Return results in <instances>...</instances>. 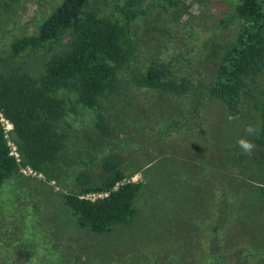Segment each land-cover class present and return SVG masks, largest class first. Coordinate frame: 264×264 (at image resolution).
Segmentation results:
<instances>
[{
	"label": "rangeland",
	"instance_id": "rangeland-1",
	"mask_svg": "<svg viewBox=\"0 0 264 264\" xmlns=\"http://www.w3.org/2000/svg\"><path fill=\"white\" fill-rule=\"evenodd\" d=\"M63 1L0 0V78L26 74L38 79L47 62L67 49L64 34L26 57L11 50L14 41L36 35ZM239 2L90 0L88 12L125 27L129 62L95 108L83 105L73 86L54 92L64 106L57 126L63 148L47 166L54 178L28 167L2 187L0 264H247V250L256 253L248 264H264V65L246 80V93L234 112L211 102L205 108L195 101L198 95L161 96L134 81L151 64L166 62L178 74L193 73L198 89L209 84L224 46L239 31ZM211 112L218 130L215 140L210 138L215 145L207 146L199 140V128ZM7 121L13 151V125ZM248 125L257 128L256 135L245 132ZM241 138L256 145L251 156L241 152ZM111 155L123 159L127 182L142 183L134 203L137 214L128 225L96 233L78 225L62 195L78 193L76 177L82 173L92 183L104 179L103 160ZM229 181L247 189L242 215L251 230L244 234L231 222L215 236L214 226L225 217L209 210V199L222 197Z\"/></svg>",
	"mask_w": 264,
	"mask_h": 264
},
{
	"label": "trees",
	"instance_id": "trees-1",
	"mask_svg": "<svg viewBox=\"0 0 264 264\" xmlns=\"http://www.w3.org/2000/svg\"><path fill=\"white\" fill-rule=\"evenodd\" d=\"M89 3L90 0H64L41 24L36 35L12 43L13 55L26 57L64 34H68L69 40L67 49L47 62L44 73L38 79H31L26 74L0 78V113L13 125L19 154V159L12 155L0 117V193L6 182L19 176L23 168L29 167L53 180L47 166L56 161L63 148V136L57 126L64 115L63 102L54 92L73 86L80 102L95 108L106 92L114 87L118 71L129 62L125 27L88 12ZM235 15L241 22L235 41L224 46L213 80L203 84L202 89L196 87L193 73L179 75L175 67L166 62L153 63L146 72L137 73L134 76L136 85L165 97L189 99L198 95L195 101L205 108L208 107L206 103L211 102L229 112L236 111L246 93V80L264 65V0H240ZM210 47L215 48L213 44ZM213 112L199 128L202 133L199 140L207 141V146L210 143L214 146L216 142L210 141V138L215 140L218 130V124L212 120ZM261 119L264 132V98ZM156 160L158 158L147 166ZM123 162L118 155L105 158L102 165L104 179L92 183L82 173L76 177L78 193L62 195L81 228L106 233L115 225H128L135 219L137 211L134 203L142 183L127 182ZM230 170L236 172L237 168ZM237 183L229 181L223 186L222 197L212 195L209 199V210L217 209L225 217L223 222L214 226L215 236L231 222L233 228H240L244 234L247 233L245 229L251 230L242 215L241 198H244L247 189ZM261 190L264 194V187ZM90 194L102 197L95 200L86 198ZM210 220L213 222L214 219ZM262 228L264 234V225ZM243 242L239 245L242 246ZM212 243L218 247L216 240ZM243 253L247 264L254 256L256 258V253L252 254L249 250Z\"/></svg>",
	"mask_w": 264,
	"mask_h": 264
},
{
	"label": "clouds",
	"instance_id": "clouds-1",
	"mask_svg": "<svg viewBox=\"0 0 264 264\" xmlns=\"http://www.w3.org/2000/svg\"><path fill=\"white\" fill-rule=\"evenodd\" d=\"M245 132L248 135H256L258 130L255 126L248 125L245 128ZM237 144H238L239 148L241 149V152L245 155H248V156H251L252 153L255 151V148H256V145L252 141L245 139V138L239 139L237 141Z\"/></svg>",
	"mask_w": 264,
	"mask_h": 264
},
{
	"label": "built area",
	"instance_id": "built-area-1",
	"mask_svg": "<svg viewBox=\"0 0 264 264\" xmlns=\"http://www.w3.org/2000/svg\"><path fill=\"white\" fill-rule=\"evenodd\" d=\"M0 117H1V121H2V123H3V121H6L7 119H5L4 118V116L0 113ZM8 122V124L10 125H12V123H10L9 121H7ZM10 125V126H11ZM9 128V127H8ZM7 135V134H6ZM7 137V136H6ZM11 144L13 145V143H9V145L11 146ZM12 149H14L13 151H12V155H14L16 158H18L19 157V154H18V152H17V149H16V147H12ZM89 196H91V194L90 195H87L86 196V198H88V199H91V200H95L96 198H99V197H102V195H97V194H92V196H94V199H92V198H89ZM95 196H97V197H95Z\"/></svg>",
	"mask_w": 264,
	"mask_h": 264
}]
</instances>
